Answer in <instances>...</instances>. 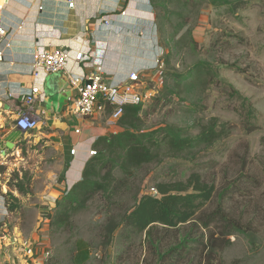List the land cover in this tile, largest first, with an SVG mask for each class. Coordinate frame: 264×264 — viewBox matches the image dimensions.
<instances>
[{
	"label": "rangeland",
	"instance_id": "obj_1",
	"mask_svg": "<svg viewBox=\"0 0 264 264\" xmlns=\"http://www.w3.org/2000/svg\"><path fill=\"white\" fill-rule=\"evenodd\" d=\"M153 1L163 57L156 78L141 84L145 128L174 126L195 138L214 119L218 139L180 157L161 147L156 162L127 176L115 169V197L94 195L56 227L53 218L65 210L61 199L68 194L54 199L51 193L60 181L54 176L60 157L42 139L22 136L14 150L0 155L4 233L11 242L48 251V264H80L86 248L83 264H113L130 244V256L140 263L144 235L122 218L157 183L197 173L215 186L205 212L222 208L245 227L228 238L221 264H264V0ZM111 221L118 229L103 246Z\"/></svg>",
	"mask_w": 264,
	"mask_h": 264
},
{
	"label": "crops",
	"instance_id": "obj_2",
	"mask_svg": "<svg viewBox=\"0 0 264 264\" xmlns=\"http://www.w3.org/2000/svg\"><path fill=\"white\" fill-rule=\"evenodd\" d=\"M72 2L69 7L68 0H0L2 22L9 31L7 40L0 45L4 51L0 62V155L14 150L22 136L42 139L61 161L54 173L60 180L51 191L54 199L67 194L82 180L85 164L92 158L89 150L94 149L97 139L118 129L107 126L105 116L82 119L70 115V91L64 74L34 77V57L41 50L64 48L70 52L68 68L79 72L73 56L75 52H89L92 66L99 67L112 84L127 79L130 72L139 73L143 83L155 79L153 68L163 57L153 0ZM104 18L107 24L100 22ZM28 92L36 95L32 110L42 118L30 134L16 126L18 114L27 109L19 97ZM7 143L12 148H7ZM73 149L76 152L71 155ZM3 204L0 195V264H48L49 258L44 260L42 251L26 258L20 244L11 242L4 233ZM86 256L88 260L89 254ZM77 259L76 253L75 263Z\"/></svg>",
	"mask_w": 264,
	"mask_h": 264
},
{
	"label": "trees",
	"instance_id": "obj_3",
	"mask_svg": "<svg viewBox=\"0 0 264 264\" xmlns=\"http://www.w3.org/2000/svg\"><path fill=\"white\" fill-rule=\"evenodd\" d=\"M106 111L108 113L110 108ZM141 111V104L124 107L116 123L118 131L97 139L96 155L86 162L82 180L61 199L65 210L54 216L53 226H64V220H69L70 209L83 206L94 195H104L106 199L115 197L119 191L116 185H111L118 182L112 179L115 169L127 176L143 165L156 162L161 147L167 156L180 157L195 144L211 145L219 137L214 119L208 126H203L195 138L185 136L182 129L174 126L147 130ZM247 131L251 132L253 128L249 127ZM154 190L155 194L143 195L121 222L135 233L144 235L140 243V248L145 251L143 259L139 263L130 256L129 251L134 248L130 244L127 254L118 255L113 264H124L125 261L129 264H221L220 252L229 246L228 238L235 232H244L245 227L222 208L205 212L215 194V186L193 173L185 181L157 183ZM107 228L103 246L113 240L118 225L111 221ZM86 251L88 255L87 248ZM86 261L87 258L80 264Z\"/></svg>",
	"mask_w": 264,
	"mask_h": 264
},
{
	"label": "built area",
	"instance_id": "obj_4",
	"mask_svg": "<svg viewBox=\"0 0 264 264\" xmlns=\"http://www.w3.org/2000/svg\"><path fill=\"white\" fill-rule=\"evenodd\" d=\"M68 6H73L72 0H68ZM100 22L107 24L108 20L104 18ZM8 36L9 31L3 25L2 9L0 7V45L5 43ZM69 56V50L64 48L41 50L32 61V74L34 77H38L41 74H64L70 91V95L67 97V111L70 115L82 119L105 116L107 126L114 127L122 116L124 107L140 105L147 97L146 94H141L140 92L143 80L139 73L130 72L127 79L112 84L104 78L103 72L99 67L92 66L89 52H75L73 59L79 72L68 68ZM3 58L4 51L0 50V62L3 61ZM81 65L85 67L84 69H87V72L82 71ZM153 69L158 74L162 69V61L157 60ZM19 99L26 105L27 109L18 114L16 126L21 129L22 133L30 134L38 128L42 120L32 110L36 95L33 92H28L21 95ZM107 107L110 108L108 113L106 111ZM74 132L78 134L79 130L76 129ZM75 152V149H73L70 154L74 155ZM95 155L96 151L90 149L89 156L93 157ZM1 188L2 175L0 173V190ZM150 193H156L154 188L150 189ZM10 240L12 241V239ZM19 244V248L26 258H31L38 254L37 249L28 241H22ZM42 252L43 259L47 260L50 257V253L46 250Z\"/></svg>",
	"mask_w": 264,
	"mask_h": 264
},
{
	"label": "water",
	"instance_id": "obj_5",
	"mask_svg": "<svg viewBox=\"0 0 264 264\" xmlns=\"http://www.w3.org/2000/svg\"><path fill=\"white\" fill-rule=\"evenodd\" d=\"M6 147H7V148H12V144H11V143H7V144H6Z\"/></svg>",
	"mask_w": 264,
	"mask_h": 264
}]
</instances>
